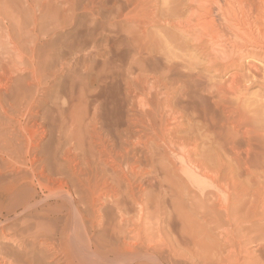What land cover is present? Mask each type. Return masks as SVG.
Returning <instances> with one entry per match:
<instances>
[{"label":"bare ground","instance_id":"bare-ground-1","mask_svg":"<svg viewBox=\"0 0 264 264\" xmlns=\"http://www.w3.org/2000/svg\"><path fill=\"white\" fill-rule=\"evenodd\" d=\"M47 2L0 0V264H110L116 255L135 264H175L180 260L171 257L178 251L216 264L223 258L219 243L205 241L209 229L226 230L222 238L239 250L243 238L255 244L256 259L248 264H264V196L260 188L244 190L236 175L246 172L253 183L264 178V99L246 97L253 84L264 89V67L254 59L264 62V0H164L162 6L159 0H124L134 7H117L118 17L140 9L147 21L179 32L177 43L162 41L164 64H196L177 53L185 44L219 73L236 68L231 76L240 78L239 97L223 104L228 127L246 139V148H232L235 169L222 160L221 135L213 137V154L173 135L182 123L166 92L140 99L131 114L135 129L116 132L98 109L84 108L80 95L65 100L62 92L53 94ZM244 64L246 72H238ZM204 83L200 74L188 75L183 107L199 110L205 97L197 99V89ZM48 133L55 136L50 146L42 143ZM186 189L193 192L188 204ZM130 202L138 211L126 217ZM22 215L27 219L21 222ZM152 238L176 254L165 259L167 250L150 246Z\"/></svg>","mask_w":264,"mask_h":264},{"label":"rangeland","instance_id":"rangeland-1","mask_svg":"<svg viewBox=\"0 0 264 264\" xmlns=\"http://www.w3.org/2000/svg\"><path fill=\"white\" fill-rule=\"evenodd\" d=\"M48 1L50 2H47V53L52 75L51 79L54 85L53 94L60 91L65 100H70L72 94L80 95L84 108L90 113L98 109V113L103 119L108 120L110 124L113 123V131L116 132L124 128L135 129L131 114L140 109V99H151L158 94L161 96L162 92H166L172 102L176 101L175 104L178 107L177 116L180 123H182L175 128L173 135L181 140H190L191 143L197 145L200 151L201 149L202 151L206 150L209 154L217 151L218 146L213 139L214 135H221L225 144V150L221 151L222 160L223 162L225 161L224 163L227 166L235 169L230 158L233 154L232 148H246V139L241 131L236 134L228 127L227 120H224L226 119V112L224 114L223 104L230 97L231 99L239 97V93L238 96L236 95L238 92L236 87L240 78L234 80L231 76L232 72H236V68H230L228 71L219 73L216 67L203 63L205 60L200 54H197L198 52L192 45L185 46V44L184 48L179 49L177 53L185 58L192 56V60L196 64H181L182 62L180 64H164L163 62H166L167 57L161 48L162 41L169 40L177 43V39L178 41L181 40L179 32L173 34L174 29L169 27L168 30H164L165 26L160 24V22L153 24L147 21L140 16V9H135L127 19L118 17V8L123 7L126 10L134 7L125 3L124 0H94V2L93 0ZM163 1L159 0L161 6ZM163 54L166 58H164ZM254 59L261 61V63H257L264 67L263 60ZM169 65H173V67ZM164 66L172 67L173 71L168 69L169 72L163 74L162 70H166ZM243 67L239 68V70L237 69V71L240 73L246 72V64ZM191 72L200 74L205 81L204 88L201 90L197 89L196 98L201 97L203 99L205 97L206 100L204 99L205 102L201 101V99L198 100L203 103L200 104L201 106L198 105L199 110L197 111L183 107L186 105L185 102L188 103L189 101V90L185 89L184 82L188 80V75ZM163 80L167 83L166 88L163 86ZM235 83H237V86ZM192 92L195 91L192 90ZM246 97L248 101L264 99V89L259 84H253L246 91ZM120 99H124L125 103L120 104ZM116 101L121 108H117ZM117 109H122V111H117ZM216 114L220 117V122H218L217 116L215 119ZM54 137L53 133H48L42 139V143L49 146L52 143L53 145ZM137 149L139 150L140 147H137ZM61 155L62 151L57 156V159L60 157L58 159L60 161H62ZM172 157L173 155L170 156V158ZM236 175L244 190L249 192L254 188H260L264 196L263 177L253 183L246 172L237 174L236 171ZM56 183L59 184V181ZM185 192L188 195H185L183 200L188 204L193 192H188V189ZM20 211L18 210L16 214H19ZM128 211L126 217L132 214L136 215L138 205L130 202ZM190 214L193 215V218L198 217L195 212H190ZM23 215L18 219H21V222L24 218L25 220L27 219V215ZM64 217V213H61L60 218L64 219ZM13 218L14 215H11L7 222H10ZM259 223L264 224V220H259ZM245 224L246 222H243L242 225L245 226ZM97 231L99 232L100 229ZM245 231L244 229V232L241 233L243 234ZM225 232L226 230L209 229L205 233L207 234L205 241L207 242L208 240L209 242L207 243L209 245L212 244L214 246L215 244L217 246L219 243L218 247L221 251L219 256L223 258V261L217 258L215 260L219 261L218 263L216 261V264H248L249 260L257 256L255 244L249 243L248 240L243 238L245 242L239 250L232 246V244L237 245V243L233 242L230 244L222 238ZM210 236L211 238H209ZM152 240V243L149 242L150 246L158 244L160 246L159 249L163 247L167 250L163 252V257L176 254L170 244L165 245L164 241L160 242L156 238H152ZM116 242L122 243V241L118 240ZM246 244L247 246L245 247ZM142 248L144 250L147 249L146 247ZM149 249L151 251V248ZM175 249L179 248L176 246ZM169 250H172V252ZM234 250H237L236 254L230 255L229 252ZM173 257L171 258L180 260L177 262L178 264H202V261L200 262L198 258L181 254L179 251ZM129 260V258L124 256L116 255V257L110 259V264H135L133 260H130L131 262ZM154 261L145 259L142 262H144L143 264H153L155 263ZM155 264L159 263L156 261ZM164 264L169 263L166 262Z\"/></svg>","mask_w":264,"mask_h":264}]
</instances>
